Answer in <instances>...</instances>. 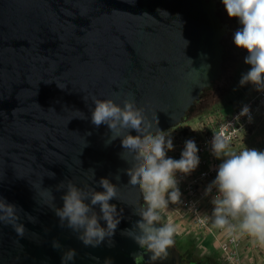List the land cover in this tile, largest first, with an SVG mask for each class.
<instances>
[{"label":"water","instance_id":"1","mask_svg":"<svg viewBox=\"0 0 264 264\" xmlns=\"http://www.w3.org/2000/svg\"><path fill=\"white\" fill-rule=\"evenodd\" d=\"M214 0H0V264H185L141 144L221 76Z\"/></svg>","mask_w":264,"mask_h":264},{"label":"rangeland","instance_id":"2","mask_svg":"<svg viewBox=\"0 0 264 264\" xmlns=\"http://www.w3.org/2000/svg\"><path fill=\"white\" fill-rule=\"evenodd\" d=\"M244 62L227 66L220 90L182 123L175 125L176 129L182 127L199 133L203 130L204 120L212 118L215 121L230 111L236 100L252 88L253 81L264 77V61L257 65ZM166 129L171 131V127ZM218 155L230 181L236 184L232 209L236 224L243 231L252 230L258 242L249 252V246L245 247L246 243L242 242L239 250L243 256L253 259V263L264 264V110L249 133L227 145ZM183 163L182 159L171 156L149 164L145 191L162 215L164 226L183 255L184 263L191 259L196 264H228L223 261L220 244L226 234L220 221L223 211L200 200L208 212L207 223L201 225L196 221V215L181 203L184 193L177 173ZM174 207L181 213L182 209L185 211L180 214L177 209H172Z\"/></svg>","mask_w":264,"mask_h":264},{"label":"built area","instance_id":"3","mask_svg":"<svg viewBox=\"0 0 264 264\" xmlns=\"http://www.w3.org/2000/svg\"><path fill=\"white\" fill-rule=\"evenodd\" d=\"M251 87L246 95L236 100L234 107L226 114L215 121L212 118L204 120L201 132L195 133L182 127L177 130L173 126L171 131L163 129L155 133L140 146L149 164L171 156L184 161L179 171L176 170L183 186L181 203L186 210L196 215L199 224L204 225L208 221V212L202 206V200L212 208L223 211L220 221L226 228V234L220 244L223 261L228 264H255L253 259L241 254L239 247L242 242L246 243L245 247L249 246V252L258 244L252 230L243 231L236 224L232 210L236 192L218 155L227 145L249 133L257 118L262 117L264 77L257 82L254 80ZM177 210L180 214L185 211L182 209L181 213Z\"/></svg>","mask_w":264,"mask_h":264},{"label":"flooded vegetation","instance_id":"4","mask_svg":"<svg viewBox=\"0 0 264 264\" xmlns=\"http://www.w3.org/2000/svg\"><path fill=\"white\" fill-rule=\"evenodd\" d=\"M214 3L215 12L225 25L220 39L224 49L222 72L213 87L203 89L193 111L220 90L227 66L241 61L256 65L264 61V0H214ZM185 264L196 263L189 259Z\"/></svg>","mask_w":264,"mask_h":264},{"label":"crops","instance_id":"5","mask_svg":"<svg viewBox=\"0 0 264 264\" xmlns=\"http://www.w3.org/2000/svg\"><path fill=\"white\" fill-rule=\"evenodd\" d=\"M231 184L234 187V189L236 190V184H234V182H231Z\"/></svg>","mask_w":264,"mask_h":264}]
</instances>
